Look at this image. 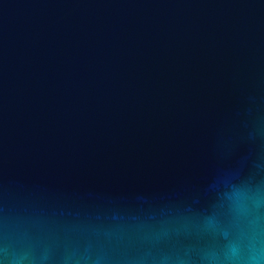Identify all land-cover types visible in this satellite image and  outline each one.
<instances>
[{
    "label": "water",
    "instance_id": "95a60500",
    "mask_svg": "<svg viewBox=\"0 0 264 264\" xmlns=\"http://www.w3.org/2000/svg\"><path fill=\"white\" fill-rule=\"evenodd\" d=\"M0 264H264V0H0Z\"/></svg>",
    "mask_w": 264,
    "mask_h": 264
}]
</instances>
